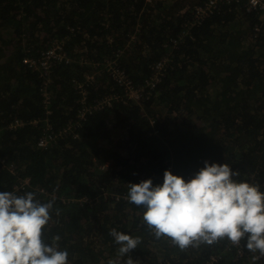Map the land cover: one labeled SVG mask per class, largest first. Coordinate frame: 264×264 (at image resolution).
Wrapping results in <instances>:
<instances>
[{
  "label": "trees",
  "instance_id": "16d2710c",
  "mask_svg": "<svg viewBox=\"0 0 264 264\" xmlns=\"http://www.w3.org/2000/svg\"><path fill=\"white\" fill-rule=\"evenodd\" d=\"M192 10L172 0H0V192L54 200L42 238L52 244L59 236L69 264H126L129 255L134 264H206L211 255H220L211 264H254L247 236L241 257L227 238L181 249L157 238L144 207L127 199L130 183L162 184L170 167L188 180L205 161L228 163L235 180L264 191V14L247 0L220 1L200 21ZM62 39L71 61L53 68L47 114L43 78L24 58ZM119 49V64L138 86L168 57L151 94L114 101L89 114L78 137L39 146L46 119L57 129L77 119L72 80L93 74V64L100 67L90 98L123 93L103 68ZM16 119L23 125L11 129ZM112 229L138 237L137 247L120 257Z\"/></svg>",
  "mask_w": 264,
  "mask_h": 264
},
{
  "label": "clouds",
  "instance_id": "9594fccd",
  "mask_svg": "<svg viewBox=\"0 0 264 264\" xmlns=\"http://www.w3.org/2000/svg\"><path fill=\"white\" fill-rule=\"evenodd\" d=\"M238 175L228 163L208 161L188 180L165 169L162 184L154 186L151 178L130 183L127 199L144 207L143 221L157 238L167 236L181 249L224 238L239 246L247 236L245 247L255 264L264 257V191L233 178ZM53 204L36 201L34 192H0V264H69L59 236L52 244L42 238ZM110 235L120 257L139 243L138 237L116 229ZM126 264H134L130 255Z\"/></svg>",
  "mask_w": 264,
  "mask_h": 264
},
{
  "label": "built area",
  "instance_id": "2783aa9c",
  "mask_svg": "<svg viewBox=\"0 0 264 264\" xmlns=\"http://www.w3.org/2000/svg\"><path fill=\"white\" fill-rule=\"evenodd\" d=\"M150 2L151 0H146ZM220 1L223 0H203L193 6L192 13L195 14L196 21L202 20L206 15H209L218 6ZM248 7L252 10H257L264 14V0H247ZM132 41L135 39L132 36ZM66 39L54 40L50 46L41 51L40 55L35 57L24 58V64L33 71H38L43 78V84L40 89L43 96V102L46 108V113H52V92L49 89V84L52 82L51 73L54 66L62 61L66 63L71 61V58L67 55L65 47ZM122 54V50H117L115 55L108 57L104 60L103 68L106 70L109 78L116 83L117 86L123 88V93L109 94L106 93L102 97L90 98V86L95 82L96 72L99 70L100 64H93V68L97 70L93 74H87L83 81H79L73 78L72 82L78 93V112L77 119L75 121H69L62 125L58 129L53 126L48 119L45 120V130L40 137L38 145L41 147H47L49 144L55 142L58 138L72 133L74 137H78V128L82 126L83 121L87 116L93 113L95 110L101 109L105 106H110L114 101H121L124 103H137L143 100L146 95L151 94V91L162 80L166 67L168 65V57L164 56L162 59L154 63L151 68L153 74L149 80H146L143 85H136L134 81L128 76L126 71L121 67L118 62L119 56ZM81 64H89V62L80 59ZM23 125V122L16 119L10 124L11 129H16ZM57 129V130H56ZM2 165L6 166L5 161L2 160ZM13 164H9L8 169H13ZM173 174H178L172 167H170ZM229 248L236 249V255L241 257L243 255V247L240 242L239 246H233L230 241L228 243ZM220 255H211L210 260L206 264H211L213 261L218 260Z\"/></svg>",
  "mask_w": 264,
  "mask_h": 264
},
{
  "label": "rangeland",
  "instance_id": "374dc122",
  "mask_svg": "<svg viewBox=\"0 0 264 264\" xmlns=\"http://www.w3.org/2000/svg\"><path fill=\"white\" fill-rule=\"evenodd\" d=\"M152 1V0H151ZM150 1V2H151ZM179 2H181L183 5H187V6H194L195 4H197V3H199V2H201V0H187L186 2H185V4L183 3L184 2V0H172V3H179ZM146 3H149V2H147L146 1ZM104 144H105V142H104ZM119 195H122V196H124L123 195V193H121V194H119Z\"/></svg>",
  "mask_w": 264,
  "mask_h": 264
},
{
  "label": "crops",
  "instance_id": "0c3cea01",
  "mask_svg": "<svg viewBox=\"0 0 264 264\" xmlns=\"http://www.w3.org/2000/svg\"><path fill=\"white\" fill-rule=\"evenodd\" d=\"M187 0H184V4H185V2H186ZM176 4H178V5H183L181 2H179V3H176Z\"/></svg>",
  "mask_w": 264,
  "mask_h": 264
}]
</instances>
